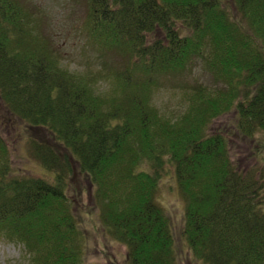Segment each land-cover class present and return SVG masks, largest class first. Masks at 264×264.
Wrapping results in <instances>:
<instances>
[{
	"label": "trees",
	"instance_id": "1",
	"mask_svg": "<svg viewBox=\"0 0 264 264\" xmlns=\"http://www.w3.org/2000/svg\"><path fill=\"white\" fill-rule=\"evenodd\" d=\"M86 3L82 31L124 67L66 68L35 5L0 0V236L31 264H85L71 196L88 183L129 264H264V0ZM199 61L219 85L186 83L180 110L163 111L156 92ZM2 124L40 175L15 168ZM169 175L180 230L159 200Z\"/></svg>",
	"mask_w": 264,
	"mask_h": 264
},
{
	"label": "rangeland",
	"instance_id": "2",
	"mask_svg": "<svg viewBox=\"0 0 264 264\" xmlns=\"http://www.w3.org/2000/svg\"><path fill=\"white\" fill-rule=\"evenodd\" d=\"M35 5V17L45 25L51 44L60 55L61 63L74 71H98L103 66L115 68L124 67L125 58L117 53H105L88 40L85 27L87 16L86 0H27ZM232 12L235 7L230 5ZM197 63V62H196ZM191 70V69H190ZM189 71V70H188ZM168 80L156 92L155 102L163 111L171 113L180 110L181 101L186 96V83L190 85L203 84L218 86L219 81L204 61H199L191 71ZM181 86V88H179ZM0 117L7 120L6 113L0 104ZM231 117H222L218 123L226 122ZM13 149L15 168H21L29 174L41 173V166L36 159L29 161V141L25 135L17 133L9 125H1ZM178 185L172 175L164 177L160 183L159 200L165 208L176 229L184 222V200ZM75 191L72 198L76 202L75 209L82 231L86 235L88 248L86 249L85 264H129L127 247L103 232L100 224L98 202L94 198V186L74 182ZM76 198V200H75ZM23 243L14 238L0 236V264H31V254L27 252ZM182 264H194L188 253H183Z\"/></svg>",
	"mask_w": 264,
	"mask_h": 264
}]
</instances>
